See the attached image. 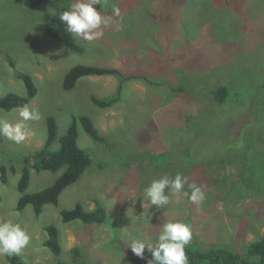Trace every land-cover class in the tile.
I'll return each instance as SVG.
<instances>
[{
  "label": "rangeland",
  "instance_id": "374dc122",
  "mask_svg": "<svg viewBox=\"0 0 264 264\" xmlns=\"http://www.w3.org/2000/svg\"><path fill=\"white\" fill-rule=\"evenodd\" d=\"M71 3L55 0L28 10L18 0H0V97L24 96L17 75L29 74L38 91L28 108L41 115L27 121L22 143L0 137V221L19 223L30 236L18 256L25 264H76L71 249L79 248L83 264H132L130 240L154 242L165 220L191 226L187 246L243 253L264 234V0H97L94 7L113 23L100 39L73 38L80 53L66 50L45 29ZM75 65L115 68L132 78L120 101L101 109L90 98L112 96L118 78L81 79L65 91L63 78ZM219 86L228 89L221 105L211 98ZM48 116L59 137L73 116H88L101 140L78 126V146L91 167L57 206H45L35 218L31 206L16 210L17 184L24 157L45 143ZM0 120L18 123V109L0 111ZM61 172L30 169L27 193L50 186ZM177 173L202 186L203 204L171 197L156 209L143 198L152 180ZM78 204L86 211L104 207L107 224H63L59 212ZM49 224L60 232L59 258L43 246ZM0 264H9L5 256Z\"/></svg>",
  "mask_w": 264,
  "mask_h": 264
},
{
  "label": "trees",
  "instance_id": "16d2710c",
  "mask_svg": "<svg viewBox=\"0 0 264 264\" xmlns=\"http://www.w3.org/2000/svg\"><path fill=\"white\" fill-rule=\"evenodd\" d=\"M28 10H36L40 7L53 3L55 0H18ZM61 11H64L61 9ZM46 33L63 47L72 52L80 53L82 49L77 45L66 27L60 21L59 16H54L45 26ZM116 77L119 80L115 93L108 97L99 99L94 96L90 98L92 104L101 109H107L114 106L121 99L123 86L132 76H126L120 70L110 67L97 65H75L65 74L62 82V89L72 91L79 80L90 77ZM17 77L22 80L25 95L20 96L16 93H8L0 97V111L11 112L28 106L32 99L37 95V87L33 77L26 73H19ZM147 80V79H146ZM181 94L185 93L183 89L177 90ZM228 97V89L225 86L216 87L211 92L212 101L217 104H223ZM46 140L44 145L33 155L26 156L23 159L22 175L17 184V190L20 194L16 210L22 212L27 206H31L35 218H39L43 213L45 206H57L59 197L69 186L75 184L84 173L91 167L92 160L84 150L78 146V126L94 141L101 140L98 130L93 121L88 116L72 117L65 134L58 136L57 123L54 117L46 118ZM58 143L57 149H52L53 145ZM30 169L40 172H51L53 174L62 171L59 177L48 187L35 193H27L30 185ZM4 174L5 169H1ZM5 175L2 176V182L6 183ZM60 220L63 224H71L76 221L85 226H103L107 224V212L104 207L97 204L93 211H86L82 205L78 204L71 210H62L59 212ZM46 239L43 246L51 252L53 258H59L62 254L60 242V232L56 226L49 224L43 227ZM72 261L76 264H83V257L80 256L79 248L71 249ZM185 253L188 257V264H264V234L258 240L248 244L243 253L233 252L226 247H211L206 250H199L194 246H186ZM9 264H25L24 260L18 255L5 256ZM132 264H146L151 259V254H147L144 260L137 257L128 258ZM55 264H66L57 260Z\"/></svg>",
  "mask_w": 264,
  "mask_h": 264
},
{
  "label": "clouds",
  "instance_id": "9594fccd",
  "mask_svg": "<svg viewBox=\"0 0 264 264\" xmlns=\"http://www.w3.org/2000/svg\"><path fill=\"white\" fill-rule=\"evenodd\" d=\"M97 0H72L69 8L59 12V19L66 27V31L73 38L80 37L86 41H94L104 36V27L110 26L111 17L105 18L100 10L94 7ZM115 16L120 15L118 7L113 8ZM20 120L11 124L0 120V137H4L17 144L22 143L28 132L27 121H37L41 118L38 110H29L28 106L18 109ZM188 190H185V185ZM187 198L189 203L201 205L206 199L202 186L188 183L187 177L177 173L154 179L143 190V198L156 209L163 208L170 203L171 197ZM192 239L191 226L185 222L164 221L160 225V233L154 242L145 238H133L128 243L131 252L139 259H145V250L151 254L146 264H188L185 247ZM30 244V236L19 223L10 220L0 221V256L19 255Z\"/></svg>",
  "mask_w": 264,
  "mask_h": 264
}]
</instances>
